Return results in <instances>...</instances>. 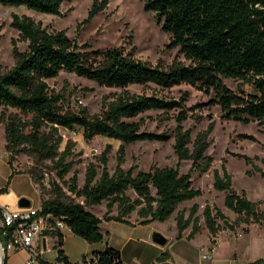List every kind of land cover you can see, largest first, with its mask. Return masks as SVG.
<instances>
[{
	"label": "trees",
	"instance_id": "obj_1",
	"mask_svg": "<svg viewBox=\"0 0 264 264\" xmlns=\"http://www.w3.org/2000/svg\"><path fill=\"white\" fill-rule=\"evenodd\" d=\"M72 1L0 0V7L61 16V6ZM137 1L143 12L159 14L160 30L170 35L167 48L177 49L185 62L175 61L168 68H161L135 60L121 48L101 50L87 43L78 45L64 32L48 31L26 16L14 14L10 24L18 32V40L26 43V49L20 52L13 47L14 65L0 74V126H3L4 149L9 155L8 165L12 168L20 155L29 157L31 167L21 172L29 175L38 188L39 215L47 216L51 223H63L74 236L88 244L106 243L108 232L102 230V222L132 225L129 218L134 212L140 219L139 225L164 223L175 214V240H180L188 229L186 240H192L201 232L199 207L194 204L186 210L178 206L202 194L193 188L191 172L204 174L211 166L212 159L205 152L210 146L213 123L191 139L190 130L183 128L191 116L189 113L217 106L226 121L264 124V0ZM107 4L108 0H93L83 23L101 13ZM62 72L91 81L98 87L122 92L104 103L95 115H89L84 108L64 109L61 96L51 93L45 83ZM227 78L241 81L251 91H232L223 82ZM148 85L160 90L184 85L209 96V100L187 108L186 93L175 100L131 95L125 91L129 86ZM150 111L175 112V128L161 133L143 130L144 120L139 116ZM76 128L81 130L85 142L102 137L120 143L113 171L110 173L108 168L110 145H107L98 164L86 166L81 187L77 184V171L72 170L75 164L72 143L66 141L60 150L63 138L59 130ZM241 137L255 141L251 136ZM171 139L178 163L190 162L188 173L181 174L177 166H152L136 174L133 166L123 169L126 146L140 142L166 143ZM232 156L251 167L248 175L253 171L264 179V170L254 167L252 159L239 154ZM259 162L264 168V159ZM44 168L52 172V179L45 178ZM70 172L72 175L65 179ZM14 174L17 173L12 171L7 185ZM212 178V188L224 194V207L236 218L231 223L219 210L203 209L202 219L211 245L221 230L234 231L244 225L243 232L247 233L250 225L264 223V207L260 208L264 199L251 202L245 192H236L224 163L220 171L213 170ZM6 190L7 186L0 189V194ZM130 191L134 198L128 195ZM102 203H105V212L98 218L89 208ZM113 210L116 215H111ZM1 232L5 235L1 241L5 243L9 239L8 230L3 228ZM43 236L55 240L56 258L52 264H71L63 251L61 230L44 232ZM165 257L162 253L159 260ZM87 259L84 256L75 264H86ZM89 260L90 264H123L119 251L107 243L102 251L92 252ZM245 264H264V257Z\"/></svg>",
	"mask_w": 264,
	"mask_h": 264
},
{
	"label": "rangeland",
	"instance_id": "obj_2",
	"mask_svg": "<svg viewBox=\"0 0 264 264\" xmlns=\"http://www.w3.org/2000/svg\"><path fill=\"white\" fill-rule=\"evenodd\" d=\"M92 2L93 0H74L70 3H64L60 8L61 16L41 15L25 8L0 7V74L14 65L13 47H16L20 52L26 49V43L18 40V32L10 25L14 14L19 17H29L48 31H62L71 40H75L78 45L87 43L93 49L101 50L121 48L125 53L131 54L135 60L146 62L151 66L168 68L175 61L185 62L177 49L167 48L170 35L160 30L156 15L143 12L142 5L137 0H108L106 8L84 24L83 21L88 16ZM223 82L235 92L240 89L246 92L251 91L248 85L236 79L227 78L223 79ZM45 83L51 93L61 96L64 109L75 111L84 108L89 115L98 114L104 103L112 101L122 92L118 89L98 87L91 81L65 72L60 73L54 79L46 80ZM125 91L131 95H153L175 100L186 93L185 106L187 108L209 100V96L184 85L170 90H160L153 85L146 87L129 86ZM189 114L191 116L183 123V128L190 130L191 139H194L198 133L205 131L209 123H213V131L209 137L210 146L205 152V155L212 159L211 166L208 172L204 174L191 172L193 188L199 189L202 194L200 197L178 206V209L186 210L194 204L199 207L197 215L202 231L193 244L187 241L177 242L172 249L168 248V250L177 256L189 253L190 259L188 261L193 264H245L263 258L264 223L250 225L247 227V233L243 232L244 225L236 227L234 231L221 230L215 238V244L206 245L207 241L209 242V235L204 228L202 212L205 207H211L219 210L231 223L236 218L224 207V194L212 188V172L213 170L220 171L222 163L232 178V188L236 192H245L247 199L251 202H260L264 199V179L253 171L251 175H248L247 172L251 170V167L247 166L243 160L232 156L233 154L245 155L253 160L254 167L264 170L259 162V160L264 159V124L260 125L252 121L247 125H242L233 121H226L217 106L210 109L198 108ZM175 115V112L161 114L158 111H150L140 115L139 118L144 120L143 130L161 133L171 132L175 128ZM59 133L63 138L60 150L64 148L66 141L72 143L71 152L75 161L72 170L77 171L79 187L83 185L86 166L89 163L97 165V160L106 151L107 145H110L107 153L110 173L115 168L116 151L120 145L118 141L96 137L91 142H85L81 130L77 128L73 131L60 129ZM242 135L251 136L255 141L244 139L241 137ZM4 144L3 126H0V180L6 183L9 175H5L9 157L5 152ZM173 144V139H171L166 143L140 142L128 145L125 147V163L122 167L127 170L133 166L135 167L133 173L136 174L137 171H148L152 166L159 168L177 166L181 174L188 173L190 162L178 163ZM15 163L20 171H23L31 167L32 160L27 156L20 155L16 158ZM43 171L46 179H52V172H48L45 168ZM71 175L72 172L65 179ZM16 183L25 187V192L29 195L32 204L39 201V196L32 186L22 182V179L17 180ZM63 189L65 190L64 187ZM0 195H5V193ZM128 195L131 198L135 197L132 191L128 192ZM263 207L264 204H261L260 208ZM89 209L96 217L101 218L105 212V203ZM174 216L175 214L171 216L170 224L174 221ZM131 217L136 221L140 220L135 212L131 214ZM107 230H111L112 233L116 232L115 229L113 230L108 226L103 227L104 232ZM63 233L65 235V249H71L70 253H73L71 259L80 261L82 248L76 241L88 243L79 237L71 236L66 229L63 230ZM147 249L151 251L150 248L147 247ZM206 250L213 251L211 252L213 260L210 263L201 260V255ZM149 253L150 258L153 252ZM25 254L30 257V251L26 249L12 252L9 264H23ZM161 261L158 260V263L161 264ZM2 263L3 259L0 260V264Z\"/></svg>",
	"mask_w": 264,
	"mask_h": 264
},
{
	"label": "crops",
	"instance_id": "obj_3",
	"mask_svg": "<svg viewBox=\"0 0 264 264\" xmlns=\"http://www.w3.org/2000/svg\"><path fill=\"white\" fill-rule=\"evenodd\" d=\"M12 171H15L17 174H14L11 177L8 185L7 182L4 183L3 180H0V189L7 186L5 195H0V210L3 208H8L11 211L27 209V208H19L18 203L20 199H26L28 201L29 203L28 208L33 207L32 209L39 210L41 205V199L37 186L34 185L29 175L22 173L20 171L16 163H13L12 168H10L9 165L7 166V172L5 174V175L9 174L7 178H9ZM19 179H22V182H26L28 186L33 187V189L37 192L39 196L38 202H34L32 204L29 195L25 192V187L20 186L19 183L18 184L16 183L17 180ZM111 215H116V212L113 211ZM171 220L172 218H170L168 221L162 224H160L159 222H153L148 225H139L138 221H136L130 216L129 221L132 223V225H125L117 222H108V223L104 222V224L101 223L100 226L102 230L103 227L106 226L113 228V230L114 229L116 230V232L114 233H112L111 230L109 231L107 230L108 235L107 237H105L106 243L108 246L119 251L123 264H155L156 262L158 263L159 260L158 257H160L162 253H165L166 257L164 260L161 261V264H193L188 261L190 259L189 253H184L180 256H177V254L168 250V248L172 249V247L175 246L177 242L187 241L186 236L189 233V229H188L182 233L180 240H175L177 232L174 221H172L171 224L169 223ZM2 229L3 227L0 219V260L3 259V262L5 264H9L10 256L12 252L15 251H3L6 242L4 243L3 241H1L4 239L5 236L1 232ZM66 230L69 232L71 236H74L69 229ZM61 232L63 233V230H61ZM154 232L161 234L167 240V243L164 247H159L154 243H152L151 237ZM198 236L199 233L196 234L192 240L187 242L193 244L198 238ZM54 241L55 240L49 236L46 237L42 236L39 242L34 243L29 249H26L27 251H30V257L34 255L35 257L34 264H36V262L40 264L39 261L50 264L55 262L56 251L53 248ZM76 242H78L79 246L82 248L81 251L82 254H80L81 259L84 256H86L89 259L92 252L102 251L106 245V243L104 244L97 243V244L88 245V244H84L82 241H76ZM207 244H209L208 241L206 245ZM147 247L150 248L151 251H148ZM63 251L67 256L68 261L71 264H75L79 262L78 260L71 259V255L73 254L70 253L71 249H65V235H64ZM149 252L154 253V254L151 253L152 255L150 258H149V254H150ZM30 257H28L27 254H25L23 258L24 259L23 264H25Z\"/></svg>",
	"mask_w": 264,
	"mask_h": 264
},
{
	"label": "built area",
	"instance_id": "obj_4",
	"mask_svg": "<svg viewBox=\"0 0 264 264\" xmlns=\"http://www.w3.org/2000/svg\"><path fill=\"white\" fill-rule=\"evenodd\" d=\"M0 219L2 227L8 232L9 239L4 246L3 251H17L20 249H29L34 243L39 242L44 232H51L57 229H67L63 223L55 221L51 223L47 216L39 215V210L27 208L17 211H11L8 208L0 210ZM211 252L206 250L201 255V260L210 263L213 258ZM35 257L32 255L25 264H34ZM90 260L87 259V263Z\"/></svg>",
	"mask_w": 264,
	"mask_h": 264
},
{
	"label": "water",
	"instance_id": "obj_5",
	"mask_svg": "<svg viewBox=\"0 0 264 264\" xmlns=\"http://www.w3.org/2000/svg\"><path fill=\"white\" fill-rule=\"evenodd\" d=\"M157 19H159V14H156ZM19 208H28L29 203L26 199L19 200ZM152 243L159 247H164L167 243V240L159 233L154 232L151 237Z\"/></svg>",
	"mask_w": 264,
	"mask_h": 264
}]
</instances>
